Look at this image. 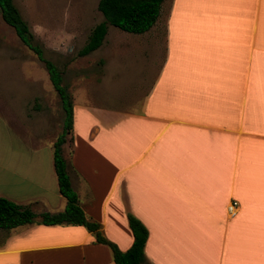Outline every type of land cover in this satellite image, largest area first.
Returning a JSON list of instances; mask_svg holds the SVG:
<instances>
[{"label":"crops","instance_id":"1","mask_svg":"<svg viewBox=\"0 0 264 264\" xmlns=\"http://www.w3.org/2000/svg\"><path fill=\"white\" fill-rule=\"evenodd\" d=\"M140 34L158 60L137 109L74 102L62 147L80 205L122 250L141 220L143 264H264V0H163ZM17 107L0 98V139L27 142ZM50 164L0 166V196L62 210ZM0 264L115 262L84 225L34 221L0 228Z\"/></svg>","mask_w":264,"mask_h":264},{"label":"rangeland","instance_id":"2","mask_svg":"<svg viewBox=\"0 0 264 264\" xmlns=\"http://www.w3.org/2000/svg\"><path fill=\"white\" fill-rule=\"evenodd\" d=\"M13 1L33 32L34 42L63 71V84L74 102L96 103L115 112L137 109L158 60L146 55L140 33L108 24L106 41L78 55L91 27L103 19L98 0ZM1 97L18 105L23 114L12 125L26 137L24 143L38 151L30 157L20 138L6 136L0 139V166H36V162L51 166L53 142L63 121L59 95L44 62L0 14Z\"/></svg>","mask_w":264,"mask_h":264},{"label":"trees","instance_id":"3","mask_svg":"<svg viewBox=\"0 0 264 264\" xmlns=\"http://www.w3.org/2000/svg\"><path fill=\"white\" fill-rule=\"evenodd\" d=\"M162 1L98 0L97 7L103 19L91 27L86 41L77 51L78 55L88 54L102 44L108 24L133 33L148 30L158 18ZM0 14L2 19L14 28L15 33L24 44L44 62L49 79L59 95L63 109V121L61 132L53 142L52 153L58 188L66 199L62 210L56 212L43 211L37 214L27 206L5 196H0V228L10 229L34 221L44 224H82L93 234L96 241L109 245L115 264H143L145 258L144 245L148 231L141 220L132 214H128V223L133 234V240L128 248L122 250L113 241L106 238L99 221L86 215L80 205L78 194L72 187L62 145L73 128L74 100L72 94L63 84V71L54 61L46 58L40 45L34 42V34L13 0H0Z\"/></svg>","mask_w":264,"mask_h":264},{"label":"built area","instance_id":"4","mask_svg":"<svg viewBox=\"0 0 264 264\" xmlns=\"http://www.w3.org/2000/svg\"><path fill=\"white\" fill-rule=\"evenodd\" d=\"M238 207V201L236 199H232L230 203L227 205V210L231 214H233Z\"/></svg>","mask_w":264,"mask_h":264}]
</instances>
